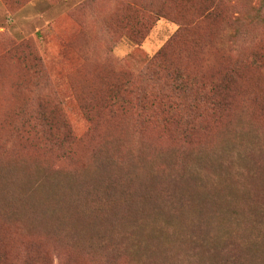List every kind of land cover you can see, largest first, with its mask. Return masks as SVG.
<instances>
[{"label":"rangeland","instance_id":"1","mask_svg":"<svg viewBox=\"0 0 264 264\" xmlns=\"http://www.w3.org/2000/svg\"><path fill=\"white\" fill-rule=\"evenodd\" d=\"M120 1L0 0V264L250 261V250L235 241L216 256L213 246L180 237L192 233L188 212L161 202L170 179L162 163L169 171L178 164L163 153L181 146L178 125L149 121L136 131L130 111L106 108L110 86L130 80L137 89L134 73L142 62L183 28L166 14L154 18L140 44L120 33L109 50L94 18L112 27L107 13ZM134 5L148 17L147 4ZM254 50L264 56V27ZM210 56L193 68L199 77L217 78L231 61L223 51ZM241 72V96L253 102L250 120L264 127V64H242ZM41 109L66 123L73 142L53 143L28 129ZM205 118L211 129L196 131L192 140L212 145L226 120ZM156 169L158 185L150 177ZM132 175L140 176L137 189L147 195L131 200L126 212L122 189ZM157 211L166 222L152 223Z\"/></svg>","mask_w":264,"mask_h":264},{"label":"trees","instance_id":"2","mask_svg":"<svg viewBox=\"0 0 264 264\" xmlns=\"http://www.w3.org/2000/svg\"><path fill=\"white\" fill-rule=\"evenodd\" d=\"M140 1L150 9L147 18H143L146 13L134 5V0L132 5L122 0L107 13L112 17V27L104 17L94 18L99 23L98 34L109 50L120 33L140 44L154 18L166 14L181 22L183 28L142 62L134 73L140 81L137 89L130 80L110 86L105 95L106 108L130 111L136 131L149 121L162 127L178 125L181 146L163 153L178 164L169 171V166L162 163L170 179L161 202L188 212L192 233L184 231L180 237L186 235L201 245L213 246L216 256L221 247L237 242L250 250L251 260L231 263L227 258L225 264H264V127L250 120L252 98L244 92L241 96L238 88L242 64H264L263 54L254 50L258 30L264 27V0L256 4L254 0ZM222 51L231 61L219 77L205 78L194 73L199 63L205 65L212 53ZM81 109L88 111L85 106ZM210 115L226 120V125L217 131L216 141L212 145L193 141L196 131L211 129L205 118ZM27 127L53 143L75 139L66 123L56 122L42 109ZM159 176L157 169L150 176L157 185ZM128 178L132 182L123 185L121 205L131 212L130 201L146 190L142 186L137 189L140 176ZM155 214L152 223L166 222L159 217L161 211ZM232 256L235 254L227 255ZM188 257L193 259L189 253Z\"/></svg>","mask_w":264,"mask_h":264}]
</instances>
